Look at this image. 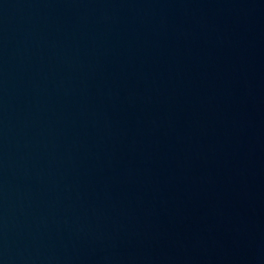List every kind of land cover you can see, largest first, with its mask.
I'll return each mask as SVG.
<instances>
[{
    "label": "water",
    "instance_id": "obj_1",
    "mask_svg": "<svg viewBox=\"0 0 264 264\" xmlns=\"http://www.w3.org/2000/svg\"><path fill=\"white\" fill-rule=\"evenodd\" d=\"M0 264H264V0H0Z\"/></svg>",
    "mask_w": 264,
    "mask_h": 264
}]
</instances>
